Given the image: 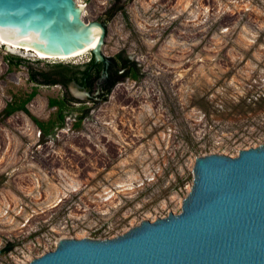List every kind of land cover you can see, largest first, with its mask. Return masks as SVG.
<instances>
[{
  "label": "rangeland",
  "instance_id": "1",
  "mask_svg": "<svg viewBox=\"0 0 264 264\" xmlns=\"http://www.w3.org/2000/svg\"><path fill=\"white\" fill-rule=\"evenodd\" d=\"M74 2L85 23L105 25L96 60L125 75L106 70L91 92L36 84L31 71L84 70L92 53L41 60L0 43V264L177 215L198 158L264 146V0ZM10 55L25 63L10 68ZM35 90L30 115H1ZM67 96L77 104L45 136L34 119L56 120L49 102Z\"/></svg>",
  "mask_w": 264,
  "mask_h": 264
},
{
  "label": "water",
  "instance_id": "2",
  "mask_svg": "<svg viewBox=\"0 0 264 264\" xmlns=\"http://www.w3.org/2000/svg\"><path fill=\"white\" fill-rule=\"evenodd\" d=\"M81 22L73 0H0V37L29 50L94 43L101 30ZM194 171L181 213L110 240H62L30 264H264V146L198 158Z\"/></svg>",
  "mask_w": 264,
  "mask_h": 264
},
{
  "label": "trees",
  "instance_id": "3",
  "mask_svg": "<svg viewBox=\"0 0 264 264\" xmlns=\"http://www.w3.org/2000/svg\"><path fill=\"white\" fill-rule=\"evenodd\" d=\"M14 59L17 60L19 64L25 63L22 58L15 57L14 55H10L6 58V63L10 68L13 67ZM129 64V62H128ZM125 64L123 67L127 68ZM50 70H39L37 72L31 71L30 79L33 83L42 84V85H62L65 89L69 87L72 82H77L83 88L88 89L90 92L94 90L96 82L102 77L103 73L106 70H109L110 73L113 71L116 75L122 76L125 74H120L115 70L116 66H111L110 68L106 69L105 63L96 61L95 56L92 54L90 61L84 66V70H81V67H74V66H66L63 64H55L49 66ZM130 73L127 74L126 77H131L133 79L137 78V73L134 71V68H130ZM114 75L113 81L107 86L106 93L111 92V89L117 83V78ZM37 95V91L35 90L32 94L27 96L26 98L20 101L19 99H15L10 102L7 107L3 110L2 116L3 117H10L17 112H24L30 115V112L27 108V105L33 100V98ZM69 97V99H68ZM70 100V101H69ZM77 100L70 96L63 99H53L50 100L49 104L52 108H58V117L56 120L50 119L47 122H42L37 119H34L35 124L40 128L42 134L49 135L52 133L53 128L55 125L58 127L63 126L64 124V111L68 107V103H76ZM86 114V113H85ZM83 120V118H78L79 123ZM8 249L5 250V252Z\"/></svg>",
  "mask_w": 264,
  "mask_h": 264
},
{
  "label": "bare ground",
  "instance_id": "4",
  "mask_svg": "<svg viewBox=\"0 0 264 264\" xmlns=\"http://www.w3.org/2000/svg\"><path fill=\"white\" fill-rule=\"evenodd\" d=\"M73 1H75V0H73ZM81 13H82V7L78 5L77 16H78L79 20L82 21L81 24L84 27H86L88 24L85 23L82 20L83 16L81 15ZM73 14H74V12H73ZM91 24L95 25V26H98L99 29L102 32V35L94 43L88 44V45L83 46L81 48L69 49L68 50V52H69L68 54L64 53V50L63 51L50 52V53H43V52H38V51H34V50H29V49L23 48L21 46H18L16 44H13V43H11L9 41H6V40H4L1 37H0V43L2 45L9 46L10 48L15 49V50L16 49L17 50H23L24 52L30 53V54L36 56L38 59H41V60H54V59H56V60H67V59H70V58H77V57L83 56L84 54L90 52L92 49H96V48L98 50L101 49V45L103 43L104 31H103L102 27L99 24H96L95 22H91L90 25Z\"/></svg>",
  "mask_w": 264,
  "mask_h": 264
}]
</instances>
